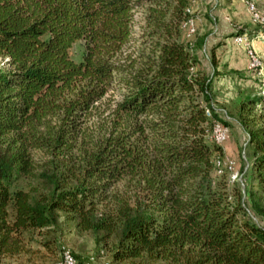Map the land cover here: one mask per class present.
Returning <instances> with one entry per match:
<instances>
[{"label": "trees", "instance_id": "16d2710c", "mask_svg": "<svg viewBox=\"0 0 264 264\" xmlns=\"http://www.w3.org/2000/svg\"><path fill=\"white\" fill-rule=\"evenodd\" d=\"M192 1L0 0V264L60 259L71 230L108 264H264V95L237 100L231 179L213 137L222 40L208 74L207 34L182 35Z\"/></svg>", "mask_w": 264, "mask_h": 264}, {"label": "rangeland", "instance_id": "374dc122", "mask_svg": "<svg viewBox=\"0 0 264 264\" xmlns=\"http://www.w3.org/2000/svg\"><path fill=\"white\" fill-rule=\"evenodd\" d=\"M142 11L143 9L139 8L136 12V32L139 31L140 24L143 22ZM190 13V20L183 23L182 35L185 38H193L195 35L207 34L205 43L197 48V53L201 58L202 67L208 74L211 72L208 57L210 46L222 40V43L215 47L218 73L212 78L210 88L216 109L228 121L227 125L217 124L215 129L220 126L226 130L227 137L220 142L223 145L221 159L223 158L228 163L231 170L230 177L234 179L237 177L240 152L246 140V133L233 115L237 100L241 95L255 92L264 95V55L259 49L264 44V0H193ZM240 28L256 29L257 36L253 39L248 37V32L234 34V31ZM240 38H246V40H240ZM258 39L261 40L258 42ZM252 42L253 45H251ZM255 43H259L260 46ZM82 48V41L75 40L70 48L71 54L78 58ZM250 51H254L259 57L260 65L256 68L248 65V62L253 61ZM113 96L119 97L117 92ZM65 237L64 243L67 248L62 250L60 259L65 252L72 250L79 253L82 260L87 258L93 264L98 262L108 264L104 261L107 259L105 253L94 258L91 256L94 253V246L88 233L71 230ZM46 251L42 247L41 252L44 254L42 259H37L31 264H55L60 260L58 259L60 252L59 255H52ZM56 259L58 260L55 261ZM11 263L15 264L14 261Z\"/></svg>", "mask_w": 264, "mask_h": 264}, {"label": "bare ground", "instance_id": "6f19581e", "mask_svg": "<svg viewBox=\"0 0 264 264\" xmlns=\"http://www.w3.org/2000/svg\"><path fill=\"white\" fill-rule=\"evenodd\" d=\"M240 40H246V38H240ZM250 56H251V58H252V62H253V64L256 66V67H258L259 65H260V60H259V57L257 56V54L254 52V51H250ZM253 65V66H254ZM224 134H225V137H227L226 136V130L224 129ZM215 139L217 140V142H222L223 141V139H221L220 137H219V127L218 128H216L215 129ZM63 258L65 259V260H73L76 264H80L79 262H78V260L74 257V255H72V253L70 252V251H67V252H65L64 253V255H63V257L58 261V262H56L55 264H60V262L63 260Z\"/></svg>", "mask_w": 264, "mask_h": 264}, {"label": "built area", "instance_id": "2783aa9c", "mask_svg": "<svg viewBox=\"0 0 264 264\" xmlns=\"http://www.w3.org/2000/svg\"><path fill=\"white\" fill-rule=\"evenodd\" d=\"M248 65H254L253 62H248ZM254 68H256V66L254 65ZM219 137L221 139H223V141L225 140V134H224V128L219 126ZM60 264H76L73 260H65L63 258V260L60 262Z\"/></svg>", "mask_w": 264, "mask_h": 264}, {"label": "crops", "instance_id": "0c3cea01", "mask_svg": "<svg viewBox=\"0 0 264 264\" xmlns=\"http://www.w3.org/2000/svg\"><path fill=\"white\" fill-rule=\"evenodd\" d=\"M257 36V35H256ZM255 36V37H256ZM254 39V38H253ZM261 39H258V42L260 41ZM253 41V40H252ZM254 42V41H253ZM252 42V44L251 45H253L254 43ZM264 42V41H263ZM250 43H251V41H250ZM255 45H257V46H260L259 45V43H255ZM262 46V45H261ZM259 49L261 50V52H262V54L264 55V44H263V46L262 47H259ZM217 57V56H216ZM221 62H222V60H220ZM220 61H218V62H220ZM218 66V65H217ZM85 264V263H84ZM86 264H93L91 261H87L86 262ZM100 264V263H99ZM107 264V263H106Z\"/></svg>", "mask_w": 264, "mask_h": 264}]
</instances>
